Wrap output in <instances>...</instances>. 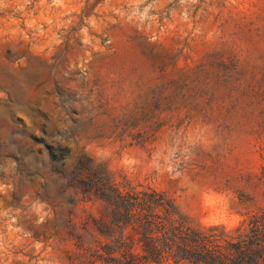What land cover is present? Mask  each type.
Segmentation results:
<instances>
[{
  "label": "rangeland",
  "instance_id": "1",
  "mask_svg": "<svg viewBox=\"0 0 264 264\" xmlns=\"http://www.w3.org/2000/svg\"><path fill=\"white\" fill-rule=\"evenodd\" d=\"M132 188L264 264V0H0V264H155Z\"/></svg>",
  "mask_w": 264,
  "mask_h": 264
},
{
  "label": "trees",
  "instance_id": "2",
  "mask_svg": "<svg viewBox=\"0 0 264 264\" xmlns=\"http://www.w3.org/2000/svg\"><path fill=\"white\" fill-rule=\"evenodd\" d=\"M99 196L107 202L108 208L125 210L126 224L140 235L146 252L144 257L155 264H226L227 260L232 259L230 254L233 250L226 247V251H223L221 244L213 248L211 237L201 230L187 226L174 203L154 189L132 188L126 193L115 189L111 198L104 192ZM114 221L111 222L115 224ZM116 223L120 221L116 220ZM248 225L251 226V231L264 238L256 215L250 218ZM116 243L115 250L119 252L124 247V241L120 238ZM261 245L262 243L259 246ZM228 246L234 249L236 259L253 257L250 255V249L255 250L252 246L230 242ZM126 263L134 264L131 259H127ZM255 264H258L257 258Z\"/></svg>",
  "mask_w": 264,
  "mask_h": 264
}]
</instances>
